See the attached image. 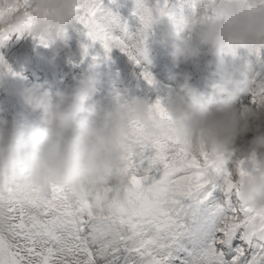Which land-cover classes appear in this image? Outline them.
<instances>
[{"label":"snow or ice","instance_id":"obj_1","mask_svg":"<svg viewBox=\"0 0 264 264\" xmlns=\"http://www.w3.org/2000/svg\"><path fill=\"white\" fill-rule=\"evenodd\" d=\"M186 2L195 7V0ZM21 3L25 21L17 32L50 47L30 31L34 16L28 0H0V17ZM247 4L264 8V0ZM75 12L92 42L106 53L118 48L137 64L138 57L146 58L155 23L164 17L178 26L184 22L175 18L168 0L155 6L136 0L141 28L135 36L104 0H77ZM217 19L212 0L205 22ZM116 26L122 35L113 33ZM10 31L0 29V45ZM255 48L264 52V44ZM222 52L235 54L231 46ZM0 65L7 67L2 57ZM141 75L155 83L147 70ZM252 102L264 105V81L255 85ZM151 106L167 131L146 138L138 123L130 125L123 183L75 197L56 184L29 188L23 201L0 196V264H264V209L248 206L240 195L247 171L241 166L235 174L227 172L212 153L194 151L168 107L160 100Z\"/></svg>","mask_w":264,"mask_h":264},{"label":"clouds","instance_id":"obj_2","mask_svg":"<svg viewBox=\"0 0 264 264\" xmlns=\"http://www.w3.org/2000/svg\"><path fill=\"white\" fill-rule=\"evenodd\" d=\"M76 3L28 0L34 16L30 31L49 40L54 55L67 46ZM215 13L219 19L212 22L185 18L188 35L183 38L165 33L173 59L198 60L194 39L221 51L229 46L236 51L264 44V8H249L247 0H215ZM24 21L25 5L21 3L17 11L0 17V29L18 31ZM176 79L168 110L179 135L190 141L194 151L207 150L223 165L238 137L255 132L250 148L253 170L240 181V195L248 206L264 209V105L243 111L237 107L238 95L252 91L245 82L221 76L205 92L190 83L188 73ZM100 83V74L92 72L69 92H53L44 85L23 90L24 103L40 116L22 124L0 122V196L23 201L29 188L44 190L56 184L75 197L126 180L130 125L138 123L146 138L166 132L167 127L139 97L111 109L101 102L90 104Z\"/></svg>","mask_w":264,"mask_h":264},{"label":"rangeland","instance_id":"obj_3","mask_svg":"<svg viewBox=\"0 0 264 264\" xmlns=\"http://www.w3.org/2000/svg\"><path fill=\"white\" fill-rule=\"evenodd\" d=\"M104 2L119 15L121 23L127 25L129 36L138 34L141 24L134 14L136 0H116L115 4L111 0ZM148 2L150 6H155L157 0ZM211 2L195 0V7H192L186 0H168L175 18H183V26H178L167 17L155 23L146 42V58L138 57V64L118 48L106 53L98 42L94 43L87 37L83 26L76 20L68 30L67 46H62L58 55L53 54L51 46H44L26 31L23 35L10 31V38L0 45V57L7 65H0V122L22 124V114L28 111L33 121L40 116L39 112L33 114L22 99L21 93L27 87L44 85L53 92H69L92 72L100 74L101 83L89 103L101 102L109 109L119 106L118 98L130 102L134 97L142 98L150 105L160 100L168 107L178 83L176 77L182 73H188L190 83L205 92H210L211 85L221 76L245 82L252 91L238 95L237 107L241 111L255 107L252 102L255 85L264 81V52L258 54L256 48H240L235 54L226 53L202 46L194 39V47L200 56L198 60L186 62L182 58L173 59L170 44L164 40L167 32H174L181 38L188 35L185 18L204 23ZM248 2L251 4L253 0ZM112 30L115 35L123 34L120 26ZM144 70L151 73L154 84L143 78L141 73ZM254 136L255 132H249L238 137L234 149L225 157L224 170L233 172L241 166L247 172L253 170L250 148Z\"/></svg>","mask_w":264,"mask_h":264},{"label":"bare ground","instance_id":"obj_4","mask_svg":"<svg viewBox=\"0 0 264 264\" xmlns=\"http://www.w3.org/2000/svg\"><path fill=\"white\" fill-rule=\"evenodd\" d=\"M30 113L31 112H23V114H22V116H23V119H22V122L23 123H27V122H32L33 121V119L31 118V115H30ZM33 114H35L34 112H33Z\"/></svg>","mask_w":264,"mask_h":264}]
</instances>
